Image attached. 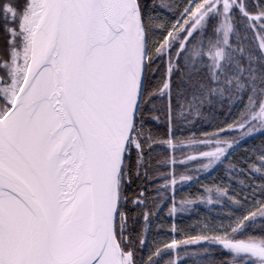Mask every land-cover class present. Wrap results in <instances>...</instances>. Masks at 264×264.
I'll return each mask as SVG.
<instances>
[{"label":"snow or ice","instance_id":"snow-or-ice-1","mask_svg":"<svg viewBox=\"0 0 264 264\" xmlns=\"http://www.w3.org/2000/svg\"><path fill=\"white\" fill-rule=\"evenodd\" d=\"M0 264H264V0H0Z\"/></svg>","mask_w":264,"mask_h":264}]
</instances>
